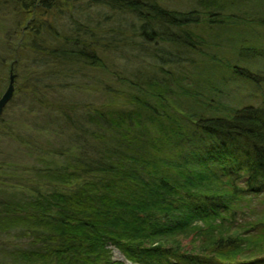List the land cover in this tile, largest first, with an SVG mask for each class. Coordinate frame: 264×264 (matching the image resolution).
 I'll return each mask as SVG.
<instances>
[{
	"label": "trees",
	"instance_id": "1",
	"mask_svg": "<svg viewBox=\"0 0 264 264\" xmlns=\"http://www.w3.org/2000/svg\"><path fill=\"white\" fill-rule=\"evenodd\" d=\"M20 1L1 64L38 114L0 116L34 157L0 159V234L27 242L0 264H264V0H90L118 14L56 25L84 0Z\"/></svg>",
	"mask_w": 264,
	"mask_h": 264
},
{
	"label": "rangeland",
	"instance_id": "2",
	"mask_svg": "<svg viewBox=\"0 0 264 264\" xmlns=\"http://www.w3.org/2000/svg\"><path fill=\"white\" fill-rule=\"evenodd\" d=\"M56 1L57 3H64L66 0H52L50 4ZM68 1L71 3L74 2L72 0H68ZM75 1H80V0H75ZM157 1L159 3H162L163 5L171 6L172 8H177V9H182V10L190 9L192 6V2H193V0H157ZM80 5L81 6L88 5L90 8L89 9L90 14H92L94 18L97 17L96 20L102 19L101 16H103L105 13H107V15L118 14V13H115V11L113 12L111 10H107V8L105 7L94 5V3H90V0H84V1H81L80 4H77L74 2V5H71V6L63 5L61 7H57L59 10L62 9V13L61 15L53 14V16H55L54 18L56 19V21H52L53 24L56 25V23L68 22L70 20L71 15L74 17L77 16L76 10L78 9V6ZM49 9L51 13L56 12V6L55 7L53 6L52 8L49 7ZM241 9L242 8L238 10L235 9V12L237 11L236 13H239ZM20 10H21L20 0H2L0 2V54H4L3 44L5 40L10 41L13 39L14 42H16L17 37H19V35L18 36L16 35L13 37V34H14L13 30L17 26L16 23L21 20H22L21 25L24 23H27V17L22 16L21 12H19ZM53 16H50L49 18H53ZM106 24L108 23L103 22V25H106ZM225 47L229 48V45H225ZM9 65H10V60L4 61V64H1V57H0V76L2 78V82L0 83L1 94L3 93V91L5 90L8 84L9 70H10ZM13 72L18 74V68L16 69V67H14ZM101 75L102 74H100L99 76ZM94 84H95L94 81L87 82L89 94L86 92L87 94H86L85 99L88 102L90 101L98 102L99 100L98 92H96V90L98 89H96L95 87L89 88V85L93 86ZM235 91L237 90H233L232 88L229 90V94H226L225 96L227 98H232L236 94ZM242 91H244V88L240 89V92ZM30 106L31 105H30L29 99L27 100L26 98H24L21 92L14 93L11 100L7 103V105L5 106L3 110V113H2V118L4 119L3 123L8 122L7 124L8 126H14L15 124L14 128H20L16 130L14 129L15 132L17 130H20L23 135H26V134L28 135L31 132V129L34 127V121L32 120L27 121V120L31 119V117L33 118L34 115L38 114L36 113V114L29 115L26 111L28 108H30ZM21 112L26 114V118H27L26 120L21 118L22 117L20 115ZM12 121H14V124L12 123ZM38 121L42 124L40 116H38ZM44 124H46L45 121H43V126ZM23 128H26V129L23 130ZM3 133H5V128L0 130V159H5L7 158L6 156H8L11 159L15 160L20 165L21 163L25 164L26 162L30 164L34 157L25 153L23 146L22 147L20 146L21 150L18 149L16 147V144L14 143L16 141L11 140L12 138H10L8 134L2 135ZM26 243L27 242H23V240L22 241L17 240V238H15L14 236L10 234L9 235L0 234V245L2 244L3 246H6L7 248L11 249L13 246H24L26 245ZM114 258L119 259L118 253L116 250L114 251ZM0 261H1V258H0ZM8 261L9 259H5L3 261V264H6Z\"/></svg>",
	"mask_w": 264,
	"mask_h": 264
},
{
	"label": "water",
	"instance_id": "3",
	"mask_svg": "<svg viewBox=\"0 0 264 264\" xmlns=\"http://www.w3.org/2000/svg\"><path fill=\"white\" fill-rule=\"evenodd\" d=\"M15 76L16 75L13 73L12 66H11L10 70H9L8 84L5 88V90L3 91V93L0 95V116L3 113L5 106L11 100V98L14 94V78H15ZM117 253H118L119 259H124L123 255L119 251H117Z\"/></svg>",
	"mask_w": 264,
	"mask_h": 264
}]
</instances>
